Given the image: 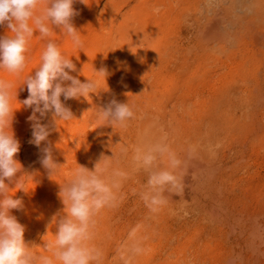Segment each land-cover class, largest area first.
I'll return each mask as SVG.
<instances>
[{
	"label": "rangeland",
	"instance_id": "374dc122",
	"mask_svg": "<svg viewBox=\"0 0 264 264\" xmlns=\"http://www.w3.org/2000/svg\"><path fill=\"white\" fill-rule=\"evenodd\" d=\"M73 7L83 51L59 29L44 39L35 32L24 71L0 70L13 86L15 158L35 172L25 177L26 194L9 185V195L23 200L11 214L24 225L25 242L60 264L55 249L43 248L55 241L53 217L64 214L59 185L78 164L93 170L101 154H115L111 169L129 175L117 191L118 206L95 217L91 244L102 252L100 264H264V0H77ZM7 32L0 26V36ZM48 39L76 64L71 75L98 83L87 100L61 96L76 119L58 120L41 144L51 142L63 164L50 178L29 143L31 109L19 102L28 97L24 80L40 65ZM102 67L106 79L95 72ZM112 99L134 106L127 129L101 126L98 108ZM40 122L52 128V113ZM161 129L184 162L175 170L183 190L166 192L167 203L151 212L141 199L147 174L133 171L131 157L143 134L154 142ZM167 168V158H159L157 170ZM133 245L142 251L133 253Z\"/></svg>",
	"mask_w": 264,
	"mask_h": 264
},
{
	"label": "clouds",
	"instance_id": "9594fccd",
	"mask_svg": "<svg viewBox=\"0 0 264 264\" xmlns=\"http://www.w3.org/2000/svg\"><path fill=\"white\" fill-rule=\"evenodd\" d=\"M76 2L77 0H0V26L8 29L6 35L0 36V70L15 74L24 71L29 41L35 32L39 33V38L44 39L51 37L54 29H59L61 33L71 37L73 44L83 51L80 32L73 23V18L79 15L73 7ZM79 2L84 3V0ZM155 11L159 12V8ZM76 71V64L62 54L55 41L48 39L41 54L40 65L35 69L34 75H28L23 83L27 87L28 97L19 102L24 108L31 109L28 120L32 122V138L29 143L39 149L37 162L45 169L49 178L57 174L63 164L57 162L51 142L43 148L41 144L48 141L52 130H57L58 120L76 119L71 108L62 102L61 96L64 101L80 97L87 100L91 93H97V81L88 78L87 82L82 83L77 76L70 74ZM95 72L105 79L110 75L106 67ZM12 87L10 82L0 78V264H53L52 258L38 255L34 251L37 245L30 246L25 242V227L11 214L13 209H23L24 205L22 199L9 195V185L14 183L15 188L26 194L25 177L35 173L25 172L15 158L20 150V142L15 138L12 128L17 111L10 103ZM98 109V118L103 122L101 126H111L113 129L116 126L127 129L136 115L129 100L121 103L112 99ZM49 112L53 117L52 128L40 122ZM161 132L163 133V129ZM147 135L143 134L138 140L131 163L133 171L147 174V191L141 194V199L151 212H157L167 203L166 192L178 196L182 194V181L175 170L184 162L169 147L166 133L154 142L147 139ZM127 151L126 146L121 147L123 154H127ZM114 155L109 157L101 154L93 170L78 164L73 178L59 185L58 196L64 205V214L53 217L56 218L55 241H44L43 248L46 251L55 249L53 255L60 264H100L102 252L91 244L95 236V217L106 208L118 206L117 191L129 175L120 169H111ZM164 157L168 160V168L157 170V160ZM177 188L180 191H176ZM47 233L48 231L45 235ZM131 250L136 254L142 251L137 245H133Z\"/></svg>",
	"mask_w": 264,
	"mask_h": 264
},
{
	"label": "bare ground",
	"instance_id": "6f19581e",
	"mask_svg": "<svg viewBox=\"0 0 264 264\" xmlns=\"http://www.w3.org/2000/svg\"><path fill=\"white\" fill-rule=\"evenodd\" d=\"M213 28H215V26L214 25H212L211 26V29L213 30ZM256 37V36H255ZM203 163H201V161H197L196 162V165L198 166V167H201V165H202ZM190 170V168L188 167L187 168V170H185V171H183V173L181 174V177H182V180H187L188 179V171ZM251 238H253V235L251 236ZM255 238V237H254ZM254 240V239H253ZM250 241H251V239H250ZM249 241V242H250ZM253 243V242H252ZM47 255V254H46Z\"/></svg>",
	"mask_w": 264,
	"mask_h": 264
}]
</instances>
